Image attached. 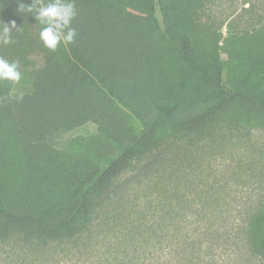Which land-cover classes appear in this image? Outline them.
<instances>
[{
	"label": "trees",
	"instance_id": "16d2710c",
	"mask_svg": "<svg viewBox=\"0 0 264 264\" xmlns=\"http://www.w3.org/2000/svg\"><path fill=\"white\" fill-rule=\"evenodd\" d=\"M21 2L30 0H0V21H15L19 28L13 29V44L0 45V56L17 61L22 73L19 84L0 82V244L23 245L7 256L17 264L40 259L45 254L40 243L78 241L98 229L100 216L127 195L123 177L162 130L198 135L225 124L264 132V91L222 85L220 56L201 49L197 27L203 0H164V29L154 17L152 0H76V41L55 52L38 39L41 26L33 15L16 11ZM239 40L235 53L252 57L244 60L250 67L246 73L262 70L264 31ZM191 42L197 49L193 53ZM209 55L215 63L206 59ZM182 75L184 83L212 82L219 90L195 110L173 116L167 99H176L172 84ZM247 103L250 108L243 110ZM88 122L98 127L101 144L95 141L80 153L56 146L62 135ZM197 205L185 195L178 199L175 244L170 240L160 248L152 241L159 229L150 202L143 216L131 207L127 239L132 247L125 263L227 264L221 255L229 254L234 239L207 222L203 201ZM237 235L238 247L247 252L235 248L252 258L246 264H264V202ZM26 244L35 247L28 250Z\"/></svg>",
	"mask_w": 264,
	"mask_h": 264
},
{
	"label": "rangeland",
	"instance_id": "374dc122",
	"mask_svg": "<svg viewBox=\"0 0 264 264\" xmlns=\"http://www.w3.org/2000/svg\"><path fill=\"white\" fill-rule=\"evenodd\" d=\"M152 1L154 17L164 29L166 22L161 9L164 0ZM245 1L203 0L197 33L204 40V43L200 42L201 49L208 47L212 53L220 56L217 72L220 73L222 85L264 91V68L250 69V74H247L250 67L244 65V60L248 62L252 57L243 59L234 51V43L239 42L241 36L254 30L264 31V0H248L250 6L244 4ZM146 2L142 5L144 9L148 6ZM170 25L171 30L176 28L173 20ZM177 28L180 29L179 24ZM185 35L192 38L189 33ZM192 44L191 53L197 50ZM212 58L211 55L206 56L211 63H215ZM212 66L210 64V68ZM180 79L181 82L172 84L176 99L170 95L167 99L172 105L173 116L195 110L219 90L212 82L190 80L184 83V75ZM249 106L248 103L242 104L243 110L249 109ZM214 126L211 131L198 135L186 133L187 130H162L155 141L145 146L142 158L135 161L134 167L123 177L122 185L128 190L127 195L123 194L122 199L113 201L100 216L102 220L98 229H91L78 241L40 243L38 249H43L45 254L40 259L33 257L29 261L28 258L24 264H126L127 251L132 247V242L127 239L131 230V207L135 208V213L143 216L150 202L158 218L159 229L152 241L160 248L176 235L178 224L175 211L178 199L184 195L197 202L198 207L203 201V215L207 222L234 239L227 246L231 249L228 250L229 254L221 255V261L227 264L251 261L252 258L239 253L241 242L237 234L247 218L264 202V132H248L246 126ZM98 131L96 124L88 122L62 135L56 141V146L59 149L67 147L69 152L74 153L87 151L86 146H92L95 141L101 144L103 136H99ZM103 149L109 152L107 146H103ZM133 199L138 201L132 206ZM139 243L136 241L135 245ZM17 245L19 248L23 246L15 242L0 244V264L19 262L7 257ZM26 245L28 250L35 247ZM239 254L243 256L242 259ZM257 263L261 264L259 260Z\"/></svg>",
	"mask_w": 264,
	"mask_h": 264
},
{
	"label": "clouds",
	"instance_id": "9594fccd",
	"mask_svg": "<svg viewBox=\"0 0 264 264\" xmlns=\"http://www.w3.org/2000/svg\"><path fill=\"white\" fill-rule=\"evenodd\" d=\"M16 11L23 15H33L38 23L40 31L38 39L43 47L55 52L61 45L67 47L76 41L77 30L72 26L78 11L76 0H30V3H19ZM13 29L16 28L15 21L8 24L0 21V45L8 46L14 43L12 38ZM17 61H9L0 56V82L6 81L11 84H19L22 73Z\"/></svg>",
	"mask_w": 264,
	"mask_h": 264
}]
</instances>
